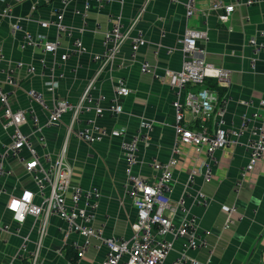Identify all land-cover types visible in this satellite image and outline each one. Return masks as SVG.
Returning <instances> with one entry per match:
<instances>
[{"label":"crops","instance_id":"0c3cea01","mask_svg":"<svg viewBox=\"0 0 264 264\" xmlns=\"http://www.w3.org/2000/svg\"><path fill=\"white\" fill-rule=\"evenodd\" d=\"M60 1L29 0L16 6L14 15L26 18L32 15L31 8L36 5L38 9L33 14L34 19L55 20V12L64 9ZM186 1L152 0L147 3V0H107L102 7L92 5L85 23L74 13L75 10H82L84 0H76L64 10L65 24L71 28L72 38L61 36L59 54L69 52L76 39L81 40L87 49L84 54L71 55L64 65L65 78L59 82L57 89L61 98L75 102L98 72V66L92 63V56L103 50V34L111 28L110 17L114 20L119 18L127 28L147 4L131 35V38H135L136 34L141 33L146 45L133 58L129 41L121 49L117 62L107 68L95 83V95L106 97L102 104L105 109L114 95L115 80L120 77L126 79L129 90L128 95L121 100L123 113L118 118L105 112L96 119L97 125L106 131V138L92 145L78 140L75 132L80 125L74 127V133L68 138L71 123L69 115L64 116L59 126L46 132L47 148L44 152L50 154L52 159H57L66 147L65 161L72 169L73 184L100 190L102 199L93 227L101 229L106 238H130V225L136 219L135 207L124 190L125 162L120 150L121 138L117 135L119 128H124L128 137H132L140 131L142 123L152 122L154 129L151 140L148 144L141 145L139 150L136 171L143 176L152 175V169L148 165L153 160L168 161L177 144L179 154L175 155L177 164L171 196L173 201L184 193L190 171H201L202 163L208 158L205 149L197 152L194 146L179 142L173 129L174 95L165 72L180 70L183 55L177 49L168 55L167 49L176 48L188 28L206 31L207 40H200L198 43V47L204 50V60L216 68L230 72L229 88L222 87L226 89L225 95L230 100L226 116L228 127L241 128L256 112L264 120V108L261 107V101H264V62L258 61L253 70V55L247 46L248 40L256 31L264 28V7H250L245 3L246 0H219L236 6L229 22L225 24L219 20V13L210 9L211 0H195L197 14L188 21L185 17ZM25 27L38 38L52 41L56 38L54 30H41L34 23H26ZM0 42L11 63L22 61L37 66L43 56L39 49L22 52L7 21H0ZM46 59L47 70L42 75L28 76L20 71L16 74V86L3 85L12 94L13 107L27 106V91L31 88L45 90L50 79L57 75L59 67L53 66V58L47 56ZM143 62L150 66V72H142ZM243 102H250L252 105L246 107ZM38 113L44 121L45 116L40 110ZM185 117L192 126V116L186 114ZM2 122L0 110V147L7 143ZM252 125L251 123L249 127ZM208 126L213 131V126ZM216 156L217 165L214 167L212 180L204 182L202 176H197L193 188L189 190L192 196L188 201L189 212L179 211L177 214L178 220L185 217L195 219L199 230L210 232L206 236V247L191 255L205 264H264V157L246 175L237 194L235 184L248 159L247 138H242L237 148L226 147ZM9 168L10 177L0 179V189L6 190L0 194V224L10 227L8 231L0 230V264H30V259L22 257L20 251L24 238L30 241L29 250L35 249L40 220L29 218L20 230H15L16 226L6 205L11 196H16L23 190L35 191V186L21 164L10 162ZM199 193L211 200L207 207L194 201V198L198 200ZM231 208H235V211L230 215ZM228 219L231 223L224 229ZM64 228L65 224L61 220H49L47 235L41 248L40 264L104 262L106 249L101 248L96 239L91 240V246L82 259L78 260L74 256L73 261V257L69 255L70 242L66 245L61 234ZM74 239L76 237L72 236L71 240ZM175 247L165 264H173L179 256L181 243L178 242Z\"/></svg>","mask_w":264,"mask_h":264},{"label":"built area","instance_id":"2783aa9c","mask_svg":"<svg viewBox=\"0 0 264 264\" xmlns=\"http://www.w3.org/2000/svg\"><path fill=\"white\" fill-rule=\"evenodd\" d=\"M29 0H0V21L9 23L10 32L18 40V47L22 52L39 49L43 56L38 65L26 64L22 61L11 63L6 58L5 49L0 42V110L2 111V129L7 136V143L0 147V179H7L11 175L10 162L21 164L29 180L34 184L35 191L23 190L16 196H11L6 205L16 226L20 230L29 218L40 220L38 237L35 249L30 251L28 238L23 239L21 256H27L30 264H40L41 248L47 235V225L51 218H57L65 224L61 234L70 242L71 249L82 259L91 246V240L96 239L101 248L106 249V257L102 264H165L171 252L175 250L178 242L181 243L179 256L173 264H205L191 254L198 252L207 245L206 236L209 231L199 230L195 219H177L179 211L189 212L188 201L192 198L190 189L193 188L197 176H202L204 182H210L214 176V167L217 165L216 154L226 147L237 148L240 140L247 138L248 159L246 165L240 170L236 181L235 192L239 194L246 175L255 169L257 163L264 157V120L258 112L250 120H246L241 128L228 127L226 116L230 100L228 96H220L205 87L207 79H215L221 87L229 88L230 72L219 69L207 63L203 56L204 50L198 47L200 40H207L204 30L188 28L176 48L167 49L171 55L175 49L183 55L182 67L178 71H166L165 77L169 80L170 89L174 95L172 108L174 109L173 129L179 142L194 146L197 152L206 150L207 160L202 163V170L192 169L189 173L185 191L181 197L173 201L174 169L177 164L175 155L179 154L177 144L173 148V156L165 162L153 160L150 165L152 175L147 177L139 174L136 169L139 165V150L141 145L148 144L154 129L152 122L146 121L140 126V131L128 137L124 128H119L117 135L121 138L120 150L125 162V185L127 197L132 201L136 210V219L131 223L132 236L128 239L111 237L106 238L104 232L96 230L93 222L99 208L102 194L98 188H84L72 182V169L65 161L66 147L57 159H52L44 151L47 148L46 132L60 125L64 116L71 117L68 138L74 133L75 126L80 128L75 132L78 140L90 145L106 138V131L100 128L96 119L105 112L118 118L123 113L121 100L128 95L126 79L115 80L114 95L109 99V106L105 109L102 104L105 96H96L94 93L96 80L99 79L107 68L117 62L118 55L125 44L131 41L132 57L141 47L146 45V40L141 33L131 38L132 33L139 24L141 15L146 9L145 4L139 17L131 26L125 27L119 18L114 20L111 16V28L103 34V50L92 56V63L98 66L97 74L90 80L77 101L72 102L61 98L57 89L59 82L65 78L64 65L70 60L71 55H81L87 52L83 42L76 39L69 52L62 55L60 52V38L65 35L72 38V30L65 24L64 10L76 0H61L63 10L55 12V20L42 21L33 18L38 6H32L31 13L26 18L16 17L14 9L19 4ZM152 0H147V3ZM177 1V0H172ZM107 0H84L82 10L74 13L83 23L87 22L92 5L102 7ZM248 6H264V0H246ZM236 6L224 4L219 0H211L210 9L218 12L222 23H228ZM197 14L195 0L185 3V17L189 21ZM26 23H34L41 30H54L56 38L52 41L38 38L29 31ZM253 60L252 69L256 63L264 62V28L256 31L248 42ZM159 52H156L158 55ZM53 58V66L59 67L57 75L47 83L45 90L31 88L27 91L28 104L25 107H13L11 92L3 85L16 86V74L24 71L28 76L42 75L47 70V59ZM63 68V69H61ZM142 72H150V66L143 62ZM156 77H158L156 75ZM163 80V78H161ZM194 87L189 90V87ZM244 106L252 105L243 102ZM264 108V101H261ZM38 110L45 116L42 121ZM186 114L192 116V126L186 121ZM253 124L251 127L250 124ZM208 124L213 126V131ZM178 142V141H177ZM0 189V194L5 193ZM26 192L32 193L29 201H24ZM198 200L194 201L207 207L211 200L199 193ZM19 201L20 207L16 210L10 208V203ZM235 208L229 210L230 215ZM23 217L21 219L20 217ZM227 220L224 229L229 227ZM0 230L8 231L10 227L0 224ZM72 236L76 239L71 240Z\"/></svg>","mask_w":264,"mask_h":264},{"label":"trees","instance_id":"16d2710c","mask_svg":"<svg viewBox=\"0 0 264 264\" xmlns=\"http://www.w3.org/2000/svg\"><path fill=\"white\" fill-rule=\"evenodd\" d=\"M205 87L209 88L211 91L217 93L220 98L223 97L226 94V89H223L219 83L217 82V80L215 79H207L205 81ZM194 87H189V90L193 89ZM69 255L71 256L72 260L74 261V256L77 258L76 253H74L73 249L70 248V253Z\"/></svg>","mask_w":264,"mask_h":264},{"label":"clouds","instance_id":"9594fccd","mask_svg":"<svg viewBox=\"0 0 264 264\" xmlns=\"http://www.w3.org/2000/svg\"><path fill=\"white\" fill-rule=\"evenodd\" d=\"M32 193H29V192H26L23 196V200L24 201H29L32 197ZM20 202L19 201H16V200H13L11 203H10V208H12L13 210H16L20 207ZM21 219H23V217L21 216L20 217Z\"/></svg>","mask_w":264,"mask_h":264},{"label":"rangeland","instance_id":"374dc122","mask_svg":"<svg viewBox=\"0 0 264 264\" xmlns=\"http://www.w3.org/2000/svg\"><path fill=\"white\" fill-rule=\"evenodd\" d=\"M264 7V6H263Z\"/></svg>","mask_w":264,"mask_h":264}]
</instances>
